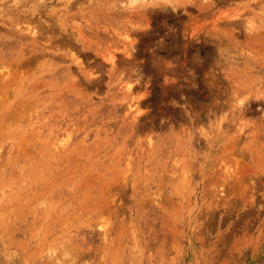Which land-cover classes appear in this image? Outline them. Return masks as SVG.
Wrapping results in <instances>:
<instances>
[{
	"label": "rangeland",
	"instance_id": "obj_1",
	"mask_svg": "<svg viewBox=\"0 0 264 264\" xmlns=\"http://www.w3.org/2000/svg\"><path fill=\"white\" fill-rule=\"evenodd\" d=\"M0 264H264V0H0Z\"/></svg>",
	"mask_w": 264,
	"mask_h": 264
}]
</instances>
